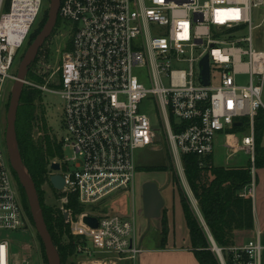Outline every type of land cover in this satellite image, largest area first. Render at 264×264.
<instances>
[{"label":"built area","instance_id":"2783aa9c","mask_svg":"<svg viewBox=\"0 0 264 264\" xmlns=\"http://www.w3.org/2000/svg\"><path fill=\"white\" fill-rule=\"evenodd\" d=\"M44 8V0H0V108ZM260 11L264 0H62L59 17L71 26L72 37L57 79L39 85L27 75L23 84L60 100L61 142L73 157L60 164L66 184L57 193L80 256L104 253L134 262L144 253L134 219L117 214L74 219L64 210L71 196L93 208L129 193L139 150L162 148L166 139L183 172V156H212L220 135L227 141L236 136L230 133L236 123L248 121L239 149L254 153L255 118L264 108V52L252 47ZM206 56L208 86L201 82ZM239 76H247L248 84H240ZM151 102L162 133L152 123ZM251 174L241 197L255 193L256 169ZM88 216L98 219L97 229L84 223ZM28 228L0 125V232ZM263 250L259 234L244 246L227 248L233 264H262ZM220 255L227 264L221 249ZM0 264H12L7 240L0 243Z\"/></svg>","mask_w":264,"mask_h":264},{"label":"trees","instance_id":"16d2710c","mask_svg":"<svg viewBox=\"0 0 264 264\" xmlns=\"http://www.w3.org/2000/svg\"><path fill=\"white\" fill-rule=\"evenodd\" d=\"M47 20L48 13L40 29H37L39 31L35 30L31 35L30 46L35 42L44 29ZM61 21L62 19L59 17L58 23H61ZM38 61L39 57L35 64ZM28 79L39 84H42L43 82L42 79L31 73L28 74ZM40 93V91L30 89L29 87H24L22 91L16 122L17 142L21 159L36 185L45 222L52 235L54 244L59 250L62 264H67L72 256H75L76 260L79 257V254L77 253L78 239L70 234V229L63 213L45 205L43 197L44 192L42 189L43 185L48 180L50 159L54 157L61 158L63 156V145L62 143L60 145L56 143L55 147H53L48 139L46 141V148H44L43 144L37 145L32 138V123L35 113L34 102ZM263 112L264 108L259 111L254 124L256 131L255 166L257 170L264 168V147L262 146L264 118L260 117V114ZM247 124L248 121H246L243 126L234 128L230 133L243 138L249 130ZM245 129L246 132H244ZM212 159V156H207L205 158H201L197 155L183 156L185 175L191 191L198 203L204 224L210 231V236L213 237L218 248L222 250L226 263L233 264L232 255L227 251V248L234 246L235 232L252 230L254 228L253 200L250 197L244 198L240 196L244 189L252 182L251 164L245 168L209 167V164L212 163ZM201 164L207 165L202 167ZM156 168L158 171L172 170L167 166ZM13 174L18 183L16 174L14 172ZM18 185L23 206L29 219L34 225L26 192L19 183ZM178 193L190 231L193 252L198 263L221 264L218 256L212 250V243L209 235L206 233L205 226L201 223L197 214L193 210L186 194L180 188H178ZM67 208L72 210L75 214H78L83 210L82 205L76 196L70 197ZM62 236H67L68 243H61ZM163 236L165 240V218H163ZM41 246L43 260L48 264L49 259L42 241ZM70 264H77V262L71 261Z\"/></svg>","mask_w":264,"mask_h":264},{"label":"rangeland","instance_id":"374dc122","mask_svg":"<svg viewBox=\"0 0 264 264\" xmlns=\"http://www.w3.org/2000/svg\"><path fill=\"white\" fill-rule=\"evenodd\" d=\"M201 1H205V0H201ZM44 2H45V8H44L43 14L40 17L34 31L37 29H40V27L42 26L47 16V13H49L50 0H44ZM254 25L257 26V28L254 30L252 34V47L258 52H264V11L255 12ZM241 36H248V33L247 32L243 33ZM71 37H72V34H71L70 25L62 21L61 23H58L56 25V28L52 36L47 40L43 49L41 50V53L38 56L39 57L38 63L35 64V66L31 68V71L29 72L32 75L37 76L38 78L43 80L42 84L41 83L40 84L37 83V84L43 85L44 83L51 82L52 80L56 81L57 79L56 71L61 65L62 56L64 52L68 51L71 48ZM244 46L246 49H248V45H244ZM29 47L30 45L27 47V49ZM26 51L24 49L21 51V53L25 54ZM34 71L36 74L34 73ZM248 80L249 78L247 76L238 77V81L240 84H248ZM216 84L217 82L214 81V85ZM13 85L14 84L12 83L7 84V88L9 90L5 94L3 104L0 108V125L4 131V134L7 128V117H8V112L10 108L11 91H12ZM24 87H29V86H24ZM29 88L39 91L36 88H31V87ZM262 101L264 104V90H263ZM152 103L153 102H151L150 104L151 105L150 114H151L152 123L162 133L164 132L163 123L160 118L158 109ZM34 104H35V113H34V120L32 123L33 124L32 138L34 142L37 145L43 144L44 148H46V141L48 139L52 143L53 147H55L56 143L60 145L62 143L61 140L63 139L65 135L61 112H60V106H61L60 100L53 95H47L41 92L37 96V99L35 100ZM260 117L264 118V112L260 114ZM244 132H246V129L244 130ZM248 133H249V130H248ZM255 134H256V131H255ZM235 137L236 138L229 139L227 141H226L225 136L223 135H220L218 137L217 143L219 144L217 145L216 143L215 152H214V160L212 159V163L209 164V167L245 168L251 164V170L256 169V166H255L256 145H255V150L253 153L254 155L250 154L238 148L239 147L238 144H240L241 137L240 136H235ZM226 143L229 146V148L225 147ZM161 146L162 148H156L153 150L144 149V150H139L136 153V161L139 166V170L135 177L134 188L129 193H125L124 195H121L119 197L106 201V203L102 205L100 204L98 207L88 208V207L82 206L83 210L82 212L78 214H75L72 210L68 209L67 206L64 207V210L65 211L68 210L67 212L71 211L74 219H76V216L81 217L82 215H89V214H94L97 216L106 215V214H111V215L117 214L123 218L135 219L136 227H137L136 229L137 238L140 239L142 237L140 234L141 217L142 218L144 217L143 203H142V185L146 182H149L147 180L154 177L150 175L151 172H166V171L156 170L157 169L156 167H159L158 165H163V166H167L170 169H172L170 171L171 177L173 179V182L176 184L175 186L170 185L165 191V193L163 194L164 196L162 195L163 199L165 200V204L167 200V202L170 205V208H174V206H176V210H177L181 206L178 188L182 189L184 193L186 194L193 210L195 211L198 218L200 219L201 223L204 224L203 217L201 215V212L199 210V207H198V204H197V201L194 195L192 196V195H189L188 193L189 191L188 181L185 175L184 163H183L184 171L182 172V170L178 167L172 155L169 142L166 139H164ZM262 146L264 147V134L262 138ZM62 151H63V156L61 158L54 157L50 159L51 162L48 167L49 169L48 180H49V175L51 173L50 166L53 163L61 164L65 156L70 157V158L73 157V154L71 151H66V152H64V150ZM253 157H254V161L252 160ZM212 158H213V155H212ZM226 159L228 160L232 159V160L231 162H227ZM205 165L207 164H203L201 166L204 167ZM48 180L43 185V188H42L44 192L43 197H44L45 205L52 207L55 210L60 211L61 213H65L61 208L60 195L51 185H49ZM176 210L174 211V215H173L174 218H176V215H177ZM30 223H31V228H28L26 231H22L20 233L8 232V231L0 232V240L12 241L13 250L18 252V250L20 249V245L25 243V241L29 239V236L32 235L30 237V240L33 241V244H31L30 250H32L35 255H38L39 257H41L40 264H47L43 260L40 238L31 220H30ZM204 226H205L207 235L210 236V231L208 230L205 224ZM68 227L70 229V224H68ZM157 235L158 234L156 230H152V232H150L149 234H146L145 239H144V244L147 246L149 245L151 246L155 243L157 244V242L160 240V239H157V237H160ZM61 243L62 244L68 243L67 236H62ZM97 256L105 257V258L115 257V255L113 254H108V255L103 254V255H97ZM27 257H30V252ZM71 261L77 262V260L75 259V256H72L71 260L68 261L67 264H70ZM127 264H131V262L129 261L127 262Z\"/></svg>","mask_w":264,"mask_h":264},{"label":"water","instance_id":"95a60500","mask_svg":"<svg viewBox=\"0 0 264 264\" xmlns=\"http://www.w3.org/2000/svg\"><path fill=\"white\" fill-rule=\"evenodd\" d=\"M61 2L62 0H50L47 23L35 42L27 49L20 62L17 81L14 83L11 91L10 108L7 117V128L5 131V144L9 162L13 172L16 174L19 184L26 192L34 227L46 250L49 264H62V260L59 250L54 244L52 235L45 222L44 213L42 210L36 185L21 159L17 142L16 122L18 117V110L20 107L21 95L24 88L23 83L27 78L30 67L35 63L41 49L43 48L47 40L52 36L56 28ZM201 67L203 68L201 73V82L204 86H208L210 84L209 56H206L202 60ZM238 127H241V123L235 124V128ZM50 169L55 173L50 178V185L56 191H62L65 187L66 182L63 176L60 175V163H53L50 166ZM142 203L145 219L156 220L162 218L163 209L165 207V200L163 199L161 190L157 183L149 181L142 185ZM64 217L65 220H67L69 217L68 213H66ZM84 223L92 229H97L99 227V221L96 217H85ZM209 238L212 243V250L216 253L220 261H222L220 249L215 243L213 237L209 236Z\"/></svg>","mask_w":264,"mask_h":264},{"label":"crops","instance_id":"0c3cea01","mask_svg":"<svg viewBox=\"0 0 264 264\" xmlns=\"http://www.w3.org/2000/svg\"><path fill=\"white\" fill-rule=\"evenodd\" d=\"M218 144L219 143H217V145ZM240 145H241V141L240 144H238V146L240 147ZM213 160H214V154H213ZM226 160L227 162H231L232 159L231 160L226 159ZM158 166L160 167L163 165H158ZM150 175L154 177L147 181H153L157 183L161 190L162 195L165 193V191L170 185L173 186L176 185L173 182L170 171L151 172ZM255 183H256L255 193L253 197H251L253 200L254 228L252 230L236 231L234 235L235 246H239V247L244 246L253 238H255L257 234H259L262 246L264 247V168L256 170ZM188 190H189L188 191L189 195L193 196L189 184H188ZM180 203H181V199H180ZM175 210H176V206H174V208H170V205L166 200V204L163 209L162 218L156 220H147L144 217L143 218L141 217L140 234L142 237L140 239L139 238L137 239L139 244L144 249V253L136 261L131 262V264H199L193 252L191 238H190V231L187 225L182 203L181 206L176 210L177 211L176 218L173 217ZM163 218H165L166 221L165 240L163 238L164 237ZM135 228L137 229L136 222H135ZM152 230H156L158 234L157 236H160L157 237V239L160 240L157 242V244L155 243L151 246L150 245L147 246L144 244L145 235L152 232ZM31 236H29V239H27L25 243L20 245V249L18 250V252L13 250L12 241L7 240L10 243V256H11L12 264H23L25 259H29L31 261L30 264H40L41 257L35 255L34 252L30 250V246L31 244H33V241L30 240ZM2 241L3 240H0V243ZM29 252H30V257H27L29 255ZM103 254L104 253H96L94 257L79 255L77 259V264H95V263L127 264V262L119 260L116 256L114 258H108V257L105 258V257L97 256ZM262 264H264V250L262 254Z\"/></svg>","mask_w":264,"mask_h":264}]
</instances>
